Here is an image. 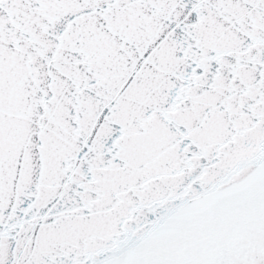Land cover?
<instances>
[{
    "label": "snow or ice",
    "instance_id": "6c2138e0",
    "mask_svg": "<svg viewBox=\"0 0 264 264\" xmlns=\"http://www.w3.org/2000/svg\"><path fill=\"white\" fill-rule=\"evenodd\" d=\"M0 264H264V0H0Z\"/></svg>",
    "mask_w": 264,
    "mask_h": 264
}]
</instances>
